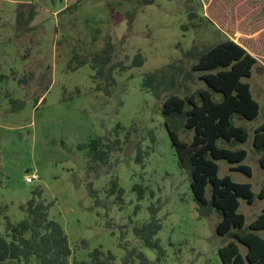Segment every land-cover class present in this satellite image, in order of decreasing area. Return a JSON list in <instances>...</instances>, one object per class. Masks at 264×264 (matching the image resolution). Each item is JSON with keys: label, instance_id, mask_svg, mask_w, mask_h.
Listing matches in <instances>:
<instances>
[{"label": "rangeland", "instance_id": "rangeland-1", "mask_svg": "<svg viewBox=\"0 0 264 264\" xmlns=\"http://www.w3.org/2000/svg\"><path fill=\"white\" fill-rule=\"evenodd\" d=\"M135 3L0 0V210L18 223L24 218L19 206L40 189L49 219L67 238L70 264L87 261L94 249L109 252L120 264L132 248L148 264H222L218 249L228 240L215 233L219 219L215 214L198 216L189 175L178 167L164 126L161 100L142 84L146 73L180 60L193 44L203 48L229 38L257 58L251 77L242 81L249 84L259 114L253 121L232 119L249 133L238 149L247 152L243 164L251 175L231 170L223 160L217 165L219 177L249 183L258 194L264 171L251 142L252 130L263 121L264 0H155L136 10L129 26L124 13ZM29 4L36 15L28 25L18 23V12L27 20ZM190 13L197 18L190 20ZM108 40L116 46L113 62L122 61L126 68L112 71L114 83L105 93L95 90L90 63L71 70L75 62H69L74 53L90 59ZM137 53L144 62L131 67ZM189 88L208 89L203 82ZM212 96L220 99L219 94ZM176 134L183 142L193 137L192 130ZM97 138L117 139L121 150L110 153L96 175L88 172L87 145ZM113 177L123 191L122 204L117 194L109 193ZM89 182L104 206L89 196ZM135 185L146 189L140 200ZM151 206L157 208L154 216ZM263 207L264 200L248 205L240 199L238 212L248 225ZM152 218L161 225L154 237L162 250L159 259L133 232ZM238 247L243 255L245 247ZM132 264L141 261L134 258Z\"/></svg>", "mask_w": 264, "mask_h": 264}, {"label": "trees", "instance_id": "trees-1", "mask_svg": "<svg viewBox=\"0 0 264 264\" xmlns=\"http://www.w3.org/2000/svg\"><path fill=\"white\" fill-rule=\"evenodd\" d=\"M154 1L136 0L135 5L124 13L128 25L131 26L136 10ZM35 15L34 5L29 4L27 20H22V14L18 12L17 22L28 25ZM188 17L190 20L197 18L195 13H190ZM115 50L116 46L108 40L90 59L74 53L69 64H75L69 68L76 70L90 63L95 90L108 93V87L114 83L112 71L126 68L122 61L113 62ZM143 62L144 58L137 53L130 66L141 67ZM257 64V58L242 45L226 38L203 48L193 44L180 60L146 73L142 84L156 99L161 100L164 126L175 150L178 167L189 175L198 216L203 218L215 214L219 219L215 233L228 240L218 249L222 264H264V237L259 234L264 232V207L248 225H245V216L238 212L240 199L248 205L256 199L264 200V188L255 194L249 183L233 182L228 175L219 177L217 165V161L223 160L232 166L231 170L247 177L251 175L250 168L243 164L247 152L238 149L240 144L247 142L249 133L243 127L234 125L232 119L237 117L253 121L259 114L260 107L251 94L249 84L242 81L251 77ZM198 72L200 74L195 75ZM194 82H203L208 89L191 92L189 87ZM212 93L219 94L220 99L215 100ZM184 130L193 131L189 142L181 141L176 134ZM252 135L251 144L261 155L258 163L264 171V107L263 121L252 130ZM87 148L90 160L88 172L97 175L100 167L108 164L110 153L121 150V144L117 139L97 138L91 140ZM87 189L95 205L104 206L91 182L87 184ZM207 189L209 199L206 197ZM133 191L140 200L146 189L135 185ZM109 193L117 194V202L122 204L123 191L117 178L111 179ZM32 195L19 206L24 218L18 223H11L0 210V217L4 219V233L0 234V264H70L71 250L67 238L59 224L49 219V206L41 201L42 191L36 189ZM150 210L153 216L157 212L153 206ZM160 229V223L154 218L133 229L136 238L157 251L158 259L162 250L154 237ZM238 245L245 247L243 255ZM134 258L139 259L141 264H148L144 255L135 248L126 251L120 264H132ZM74 264H115V258L109 252L94 249L88 254L87 261Z\"/></svg>", "mask_w": 264, "mask_h": 264}, {"label": "built area", "instance_id": "built-area-1", "mask_svg": "<svg viewBox=\"0 0 264 264\" xmlns=\"http://www.w3.org/2000/svg\"><path fill=\"white\" fill-rule=\"evenodd\" d=\"M32 181H33V178H32V177H31V178H29V177L26 178V182H27V183H31Z\"/></svg>", "mask_w": 264, "mask_h": 264}]
</instances>
